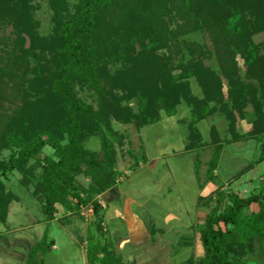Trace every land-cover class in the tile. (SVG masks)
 Listing matches in <instances>:
<instances>
[{
  "label": "trees",
  "instance_id": "1",
  "mask_svg": "<svg viewBox=\"0 0 264 264\" xmlns=\"http://www.w3.org/2000/svg\"><path fill=\"white\" fill-rule=\"evenodd\" d=\"M38 1L0 0V225L20 202L7 188L8 175L18 176L45 217L26 264H43L41 256L55 246L49 224L59 206L69 214L90 210L99 238L86 240L88 264H134L103 238L106 207L99 197L124 176L116 164L125 136L112 124L140 130L159 122L161 112L174 116L183 103L191 117L183 153H196L197 182L205 145L195 126L221 114L229 139L210 127L206 175L215 190L197 198V207L208 208L199 230L203 255L181 264H264V188L243 196L215 175L227 145L260 146L228 183L264 162V44L253 41L264 33V0H47L52 29L46 36L35 18ZM196 32L207 34L212 49L183 40ZM213 56L219 72L205 65ZM191 80L201 97L193 95ZM78 87L96 105L80 98ZM133 100L136 112L128 105ZM248 108L250 131L239 133ZM92 136L100 138L99 150L86 148ZM141 161L135 158L131 169Z\"/></svg>",
  "mask_w": 264,
  "mask_h": 264
},
{
  "label": "rangeland",
  "instance_id": "2",
  "mask_svg": "<svg viewBox=\"0 0 264 264\" xmlns=\"http://www.w3.org/2000/svg\"><path fill=\"white\" fill-rule=\"evenodd\" d=\"M38 2L40 8L36 12L35 18L40 22L39 33L46 36L51 33L52 29L51 13L47 0ZM183 40L199 43L207 49H212L209 37L203 32L192 33L184 37ZM253 41L255 44L263 45L264 33L255 35ZM262 50L264 49L262 48ZM238 64L241 73H244L243 62L238 60ZM205 65L215 72H219L214 56L206 60ZM191 90L193 95L201 97L200 89L194 80H191ZM77 94L85 102L96 105V98L90 91L78 87ZM128 105L135 112L137 111V100L129 102ZM248 113L246 120L238 122V129L242 133L251 126L250 120L253 117L251 108H248ZM161 117V120L156 124L145 126L140 130H137L133 125L112 124L117 133L125 136L123 147L117 146L116 164V170L122 172L124 176H121L120 184L116 187L117 190H122L118 191L117 196L114 195L116 199L103 197L99 199L102 206L108 210L114 200L117 201L119 197L121 199V203L116 204L118 207L116 211L106 210L107 231L103 238L113 242L116 253H122L126 262L133 261L135 264H179L181 260L176 258L182 250H177V248L181 242L180 237L183 236L184 238L189 236L188 238L192 241V247L186 249V256L193 254L198 259L203 255L199 243V230L204 225L207 211L193 208L191 204L188 207L187 203L191 199L185 198V195L176 189L175 182H173L175 181L173 171L183 172L182 165L175 168L174 163L183 161L185 166L192 167L191 162L196 155V153L186 155L182 153L188 142L190 110L183 103L178 106L175 116L168 117L164 112H161ZM213 125L217 127L221 138L229 139L226 121L221 114H216L195 126L202 134V142L205 145L199 152L201 166L199 168L200 180L197 182L201 190L199 192L203 195H208L214 189L209 186L210 183L206 175L208 162L212 155V149L208 147L209 130ZM162 137L164 143H168L165 146L159 144L161 142H156L160 141ZM99 142L98 136H92L85 145L87 149L99 150ZM243 146L238 148L240 149L238 153L241 156H229L225 163L222 158V167L218 170L220 176L237 173L250 161L255 160L259 154L260 146L254 142ZM229 148H233V145ZM44 153L50 155L52 150L45 148ZM5 156L7 155L5 154ZM139 157L146 160L141 161L136 170H132L134 159ZM145 162H147L146 165L143 164ZM255 173L249 175V178L254 182L251 185H243L246 193L259 192L264 187V183L260 182L264 181V162L257 167ZM175 174H178L177 171ZM6 185L20 197L21 202L12 205L7 223L1 225L5 227L4 230L8 234H6L7 236L3 235L4 239H0V264L6 262V264H25L31 245L39 241V236L44 231L45 225L41 222L45 217L41 212L40 205L32 200L28 191L18 184L17 175H8ZM236 185L234 183L233 187L236 188ZM57 208L58 213L55 220L49 224L48 236L53 240L55 246L46 255L41 256L43 264H88L86 262V240L87 238H99L91 224L90 210L82 209L80 214H69L62 207ZM42 226L41 232L39 227ZM152 226L156 231L154 237L150 236ZM161 231H164V234ZM2 232L5 233V231ZM6 252H9L10 256L6 257L8 255ZM2 261L3 263H1Z\"/></svg>",
  "mask_w": 264,
  "mask_h": 264
},
{
  "label": "crops",
  "instance_id": "3",
  "mask_svg": "<svg viewBox=\"0 0 264 264\" xmlns=\"http://www.w3.org/2000/svg\"><path fill=\"white\" fill-rule=\"evenodd\" d=\"M176 115V114H175ZM174 115V116H175ZM167 116V115H166ZM162 118V117H161ZM250 128H251V126L247 129V130H245L244 132H243V134L244 133H247V132H249L250 131ZM238 132L239 133H242V132H240L239 131V129H238ZM156 142H161V143H159V144H164V146L166 145V144H168V143H164V141H163V137L161 138V140L160 141H156ZM249 143H253L252 141H249V142H246V143H236V144H231V145H227V146H224V148H223V150H222V152H221V156H220V160H219V164H218V168H217V170H216V172H215V175H217L218 176V178L225 184V189H228V188H231V190H233V191H235V192H238L240 195H243V196H246L247 194H249V193H260L262 190H263V188H259L260 189V191L258 192H254V191H252V192H245V187H243V185H251L253 182H254V180L253 179H250L249 178V175H253L256 171H257V167L259 166H257V167H255L252 171H250V172H247V173H245V174H243L242 176H240L236 181H233V182H231V183H228L230 180H232V178L234 177V176H236L237 174H239V172H241L247 165H249L252 161H250L246 166H244L243 168H241L237 173H234V174H228V175H224V176H220L219 175V172H218V170L222 167V165H221V161H222V158H223V162L225 163V161H227V159H228V157L230 156H233V157H235V156H241V155H239V153L238 152H240V149H238V148H240V147H244L243 145H245V144H249ZM255 143V142H254ZM160 145V146H161ZM233 145V148H229V146H232ZM162 147V146H161ZM161 149V148H160ZM183 153V152H182ZM234 153H235V155H234ZM238 153V154H237ZM187 154H189V153H187ZM184 155H186V154H184ZM146 160V159H145ZM169 160V159H168ZM194 160H195V155H194V158H193V162H191V166L192 167H190V165H188V166H185L184 165V162L182 161V162H177V163H174L175 165V168H178V165L179 166H181L182 165V167H181V169H183V172L182 171H179V170H175V171H173L174 172V177H175V181H173V182H175V187H176V189L178 190V191H180L182 194H184L185 196V198H187V199H191V201L190 202H188L187 203V206L189 207V205L191 204L192 206L191 207H193V208H197V209H199V210H202V209H205L206 211H207V213H208V208L207 207H197V198L199 197V196H205L206 194H201L199 191H201L200 189H199V186L197 185V179H196V177H195V174H194ZM233 160V159H232ZM169 162V161H168ZM146 163L147 162H145V163H143V164H145L146 165ZM224 163H222V164H224ZM169 164V163H168ZM262 164V163H261ZM177 171V173L178 174H175V172ZM179 171V172H178ZM256 174V173H255ZM259 177H261V176H259ZM123 182H125V181H123ZM260 182H263L264 183V181H260ZM234 183H236L237 185H236V188H234L233 187V184ZM120 183H118L117 185H119ZM123 184V183H122ZM117 185L114 187V188H112V189H110L109 191H107L106 193H104L103 195H101L100 197H103V198H115L116 196H117V193H119L118 191H122L121 189H119V190H117L116 189V187H117ZM198 186V187H197ZM209 186H212V187H214V189L209 193V194H211L214 190H215V186L213 185V184H209ZM229 186V187H228ZM261 186V185H260ZM136 190H137V188H135ZM253 190H255V189H253ZM198 193V194H197ZM208 194V195H209ZM114 195H116V196H114ZM119 195V194H118ZM208 195H206V196H208ZM100 197H99V199H100ZM116 199V198H115ZM119 199V200H118ZM117 199V201H115L114 200V202H112L110 205H109V210H111L110 212H112V210L113 211H116L117 210V205L116 204H118V203H121L120 202V197ZM32 200H34V199H32ZM35 201V200H34ZM100 201V200H99ZM20 202H21V200H20ZM20 202H19V204H20ZM18 204V203H17ZM13 205H15V204H13ZM12 207V206H11ZM107 211H109L108 209H106ZM185 211V210H184ZM207 213H206V215H207ZM9 214H10V212H9ZM106 214H107V212H106ZM105 214V215H106ZM8 217H9V215H8ZM205 219H206V217H205ZM42 224V223H41ZM0 228H3L2 230L0 229V239H4L3 238V235L4 236H7L6 234H8V233H6L7 231L6 230H4V228L5 227H2L1 225H0ZM43 228V226L42 227H39V229H40V231L42 232V229ZM152 230H154V234L152 235L151 234V231ZM2 231H5V233L4 232H2ZM161 233L162 234H164V231L162 232L161 231ZM155 234H156V231H155V227L154 226H152L151 227V229H150V236L151 237H154L155 236ZM41 236H42V234H40V238H41ZM189 237V236H188ZM188 237H185L184 238V236L183 237H180V239L181 240H187V244L186 245H182V246H179L178 245V248H177V250H182L181 252H180V254H179V256H177V258L176 259H180L181 261H179L180 263L179 264H181V263H183L184 261H186L191 255H193V254H190L189 256H186L187 254H186V249H188V248H190V247H192V241L188 238ZM186 238H188V239H186ZM4 241V240H3ZM199 243H200V241H199ZM32 245H34V244H32ZM31 245V246H32ZM0 248H1V245H0ZM8 255L6 256V257H8V256H10V253L9 252H6ZM12 254H13V252H12ZM119 254L122 256V258H123V260L125 261L126 259H125V257L123 256V254L122 253H120L119 252ZM16 255V254H15ZM2 258V257H1ZM17 259V257L15 256V260ZM128 262H130V263H134L133 261H128ZM1 263H3V261L1 262ZM7 263V262H6ZM6 263H3V264H6ZM26 264V263H25ZM135 264V263H134Z\"/></svg>",
  "mask_w": 264,
  "mask_h": 264
}]
</instances>
